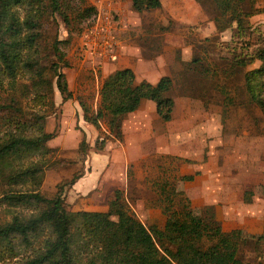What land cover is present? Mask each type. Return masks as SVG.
<instances>
[{
  "label": "rangeland",
  "instance_id": "rangeland-1",
  "mask_svg": "<svg viewBox=\"0 0 264 264\" xmlns=\"http://www.w3.org/2000/svg\"><path fill=\"white\" fill-rule=\"evenodd\" d=\"M160 1L159 7L137 11L131 0H88L95 11L73 20L70 32L58 16L57 23L47 24L42 50L54 36L60 39L70 65L59 69L73 94L63 99L55 76L44 68L53 84L52 109L29 89L28 74L2 80L0 99L13 96L26 122L36 112L47 113L43 128L55 135L47 141L53 150L12 162L42 165L40 183L9 184L0 176V223L35 211L32 205L6 204L1 200L4 192L36 188L52 197L73 174L83 175L99 164L103 172L83 176L77 189L64 185L68 208L106 209L113 189L121 188L135 218L170 230L186 198L194 213L213 205L224 238L249 239L241 247L242 259L264 261V109L250 98L244 79V73L260 63L255 53L264 47V0H244L249 15L243 29L220 15L211 0ZM215 17L224 29H217ZM125 66L134 70L137 81L172 77V117L161 119L143 99L140 108L122 120V138H108L96 151L94 141L106 132L105 122L101 133L85 122L76 97L82 95L95 107L102 79ZM31 122L21 126V133L38 131ZM12 128L7 123L0 138ZM82 131L89 143L86 154L78 148ZM188 174L191 179L183 177ZM43 239H35L34 247ZM17 249L10 256L0 245V264H18L25 254L22 247Z\"/></svg>",
  "mask_w": 264,
  "mask_h": 264
},
{
  "label": "trees",
  "instance_id": "trees-1",
  "mask_svg": "<svg viewBox=\"0 0 264 264\" xmlns=\"http://www.w3.org/2000/svg\"><path fill=\"white\" fill-rule=\"evenodd\" d=\"M87 1L0 0V84L5 78L14 79L17 73L28 74L29 89L52 109V79L43 70L47 68L55 76L62 98L72 97L65 75L59 69L70 65L59 46L60 39L54 36L43 51L42 32L47 24L58 22L57 16L70 32L73 20L85 18L95 11V5ZM211 1L220 15L236 21L237 29L244 28L249 15L244 0ZM131 4L141 11L159 7L161 1L131 0ZM18 10L21 14L17 13ZM218 20L215 17L217 29H224L225 25ZM255 56L260 63L244 73L245 88L250 98L264 109V47L259 48ZM44 58L46 64L42 63ZM172 88L173 79L168 74L160 76L156 82L137 81L134 70L125 66L112 70L102 79L95 107L78 95L83 120L99 133L101 122L106 125L104 135L94 141L96 151L103 149L108 138H122L124 115L136 110L144 98L154 101L155 111L161 119L170 120L174 99L168 92ZM8 98L0 99V129L7 123L14 128L6 130L0 138V176L9 184L23 185L28 180L38 184L42 180V165L36 162L22 167L13 166L12 162L29 154L53 150L47 141L55 133L43 128L42 121L47 113L39 112L27 119V122L37 124L38 131L32 135L21 133L26 119L22 118L23 112L16 99L13 96ZM88 146L86 134L82 131L78 148L86 154ZM81 175L73 174L65 184L71 186ZM183 177L191 179L192 175ZM64 185L59 184L52 197L43 195L36 188H17L2 195L1 200L8 205H32L35 209L27 216L14 214L9 221L0 223V245L5 253L12 256L17 254V248L23 249L25 256L18 264H264L261 259L253 262L242 259L241 247L249 239L224 238L213 205L194 213L186 198L181 204L183 213L169 230L155 223L146 225L135 218L127 209L121 188L113 189L104 210H72L65 200ZM40 235H44V239L34 247V240Z\"/></svg>",
  "mask_w": 264,
  "mask_h": 264
},
{
  "label": "crops",
  "instance_id": "crops-1",
  "mask_svg": "<svg viewBox=\"0 0 264 264\" xmlns=\"http://www.w3.org/2000/svg\"><path fill=\"white\" fill-rule=\"evenodd\" d=\"M157 81V80H156ZM144 99H147V98H144ZM143 100V99H142ZM149 100V103H147V105H150L151 104V106H153L154 108H155V103H154V101L153 100H151V99H148ZM141 103H142V101H141ZM141 103H140V105H141ZM140 105H139V107L136 109V110H134V111H131V112H128V113H126L125 115H124V117H123V119L125 118V116L127 115V114H131V113H134V112H136L139 108H140ZM86 122V121H85ZM88 123V122H87ZM123 125V124H122ZM92 154H94V156L96 155V157H97V155H105L104 153H93L92 152ZM93 155H88V158L87 159H89L90 157H92ZM96 157L95 158H93V163H92V165L94 164L95 166H96V164H97V159H96ZM103 158V157H102ZM102 164V163H101ZM90 166V165H89ZM98 167L99 168H97V167H95V170H92V168H91V170L90 171H88L87 170V172L85 173V174H83V175H81L73 184H72V186H73V188L74 189H77V187H78V182H79V180L83 177V176H87V175H89V174H91V173H93V171H95L96 173V176H98V175H100L102 172H103V170H104V166L102 165H99L98 164ZM80 191V190H79ZM104 210V209H103Z\"/></svg>",
  "mask_w": 264,
  "mask_h": 264
}]
</instances>
